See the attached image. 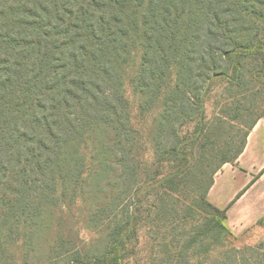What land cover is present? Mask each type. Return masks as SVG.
Here are the masks:
<instances>
[{
    "label": "trees",
    "instance_id": "obj_1",
    "mask_svg": "<svg viewBox=\"0 0 264 264\" xmlns=\"http://www.w3.org/2000/svg\"><path fill=\"white\" fill-rule=\"evenodd\" d=\"M263 116L264 0H0V264H264L208 198Z\"/></svg>",
    "mask_w": 264,
    "mask_h": 264
},
{
    "label": "crops",
    "instance_id": "obj_2",
    "mask_svg": "<svg viewBox=\"0 0 264 264\" xmlns=\"http://www.w3.org/2000/svg\"><path fill=\"white\" fill-rule=\"evenodd\" d=\"M208 198L226 210L233 234L264 217V116L249 133L237 160L225 163L216 173Z\"/></svg>",
    "mask_w": 264,
    "mask_h": 264
},
{
    "label": "rangeland",
    "instance_id": "obj_3",
    "mask_svg": "<svg viewBox=\"0 0 264 264\" xmlns=\"http://www.w3.org/2000/svg\"><path fill=\"white\" fill-rule=\"evenodd\" d=\"M134 60L132 62V65L128 70V76L126 78V86H127V94L128 97L130 98V104L132 106V115H133V120L134 122L140 126L141 128L143 126H146V121L145 118H142L141 113L139 112L138 109V100H137V95L134 92V88L132 86V84L130 83V78L132 76V73L135 69L136 66V62L138 63V56H139V52L138 55L136 54V51L134 53ZM137 58V59H136ZM210 110V108H209ZM210 112V111H209ZM150 121V120H147ZM148 154H150V151H148ZM147 154V156H149ZM199 168H196V173ZM196 173L191 177V179H195L196 177ZM147 191L142 189L140 190L139 193V197L141 198V200H145L146 199V204L148 205L149 202L147 201V198H149V195L147 196ZM148 208V207H146ZM77 209V208H76ZM76 218L77 221H79L78 223V228L80 231V237L87 241L90 242V240H93L94 235L87 231L86 229H84L82 226V224L84 223V219L82 213H80V210H76ZM68 230V226L66 225L64 232H67ZM141 233V253L139 258L142 260H145L148 256L149 253H151L152 251V241L149 238V227H147L143 230H140ZM230 239V246H236V247H245V246H249V245H257V244H264V222H260L258 221L256 224H254L251 227H248L247 229H245L244 231L241 232H236L233 235H231L229 237ZM23 245L19 246V249L17 250V252L14 251L15 254V258H10L7 264H25L23 263V252H24V248L22 247ZM36 262V261H35ZM135 262V261H134ZM30 264H35L34 262H29ZM28 263V264H29Z\"/></svg>",
    "mask_w": 264,
    "mask_h": 264
}]
</instances>
